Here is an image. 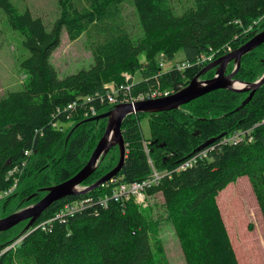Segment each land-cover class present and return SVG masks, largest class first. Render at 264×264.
Instances as JSON below:
<instances>
[{
	"label": "trees",
	"instance_id": "obj_1",
	"mask_svg": "<svg viewBox=\"0 0 264 264\" xmlns=\"http://www.w3.org/2000/svg\"><path fill=\"white\" fill-rule=\"evenodd\" d=\"M58 2L60 15L48 29L31 9L0 0L1 11L8 24L23 35L28 52L21 62L28 76L25 87L0 96V192L19 180L7 194L21 201L14 212L35 204L47 188L78 173L90 159L95 141L103 136L106 122L87 120L90 117L81 108L66 110L69 103L103 93L107 83L123 82L124 72L140 73L136 91L158 83L180 91L203 66L162 71L161 53L175 60L181 51L182 60H195L213 49L217 59L229 53L223 47L230 45L234 51L264 29V24L257 25L264 17V0H191L181 14L170 0ZM127 3L138 11L145 31L141 39L133 38L126 24ZM64 31L72 41L86 34L94 64L60 77L52 57ZM263 49L264 44L242 57L235 79L252 83L262 77ZM258 52L263 54L260 59ZM249 94L218 89L174 110L127 115L122 123L127 157L115 180L54 202L22 234L0 244V264H12L13 256L22 264H162L166 254L160 232L167 221L174 226L186 264H239L216 197L229 183L247 175L264 218V84L243 104ZM145 117L151 129L149 138L140 124ZM56 121L59 127L53 126ZM97 127L100 133L92 134ZM234 131L247 133L233 144L222 143V136L204 147L207 158L178 170L207 140ZM101 161L85 183L98 181L119 159L105 171L99 169ZM154 170L168 174L147 190L146 197L162 194L163 213L143 209L133 199L125 205L111 201L103 207L99 203L101 195L124 182L144 180ZM75 199H82L85 207L68 221H56L50 230L37 227ZM233 213H229L231 222ZM22 235L15 249L1 254Z\"/></svg>",
	"mask_w": 264,
	"mask_h": 264
},
{
	"label": "rangeland",
	"instance_id": "obj_2",
	"mask_svg": "<svg viewBox=\"0 0 264 264\" xmlns=\"http://www.w3.org/2000/svg\"><path fill=\"white\" fill-rule=\"evenodd\" d=\"M20 8H29L35 16L41 17L47 28L51 29L54 22L60 15L59 0H12ZM174 5L177 13L181 14L186 6L192 4L191 0H170ZM194 3V1H193ZM124 17L129 31L133 38L141 39L145 36L144 28L140 22L138 11L133 3H127L124 7ZM261 24V25H260ZM264 24V17L257 25ZM257 26V27H258ZM23 35L19 30L12 28L3 12L0 9V96L7 92L25 87L28 76L21 67V62L28 56V52L23 45ZM160 41V40H156ZM155 41V42H156ZM264 50V49H263ZM259 59L263 54L258 52ZM183 57L179 51L176 59ZM52 62L55 65L60 77L75 73L83 68H90L94 64V57L87 42L86 34H83L76 40H70L67 32L62 34L61 45L55 50ZM235 68V61H231ZM231 65L227 66L226 75L230 74ZM233 68V70H234ZM216 74V68L202 74L201 78L207 79L211 74ZM137 78H141L140 73ZM200 78V79H201ZM258 80V79H257ZM236 82H241L236 80ZM183 106V105H182ZM108 110V107L102 108L100 112ZM73 121L64 124L69 127ZM106 122L107 118H102L100 124ZM142 132L146 138L151 136V129L147 117L140 121ZM90 127H88V130ZM100 130L94 128L92 134H99ZM95 139V138H93ZM100 140V139H98ZM96 140V145L98 144ZM90 142V141H89ZM86 143V148L90 143ZM95 149V148H94ZM93 149V151H94ZM93 153V152H92ZM120 148L118 145L111 148L99 166L100 170H107L111 164H116L119 159ZM89 182L82 183L78 189H84ZM147 196V195H146ZM145 196L144 200L137 202L143 209H150L155 213H163L161 203L163 202L162 194ZM135 202L138 201L132 198ZM217 204L221 209L224 217L226 228L230 238L233 240L232 246L235 250L239 264H264V218L258 205L256 193L252 180L249 176H240L236 181L231 182L216 197ZM21 203L19 196L7 198V195L0 192V218L6 217L11 212L17 210ZM236 206L240 211H236ZM234 210V213H233ZM230 211L233 213L232 222L229 219ZM28 220H23L8 230L0 231V244H5L26 230ZM6 232V233H4ZM160 236L165 249L166 257L162 264H186L182 252L180 241L175 233L174 226L171 222H164L161 226ZM231 240V241H232ZM9 249L4 248L1 254ZM12 253L8 256L11 260ZM12 264H22L15 256L12 257Z\"/></svg>",
	"mask_w": 264,
	"mask_h": 264
},
{
	"label": "water",
	"instance_id": "obj_3",
	"mask_svg": "<svg viewBox=\"0 0 264 264\" xmlns=\"http://www.w3.org/2000/svg\"><path fill=\"white\" fill-rule=\"evenodd\" d=\"M262 44H264V29L238 49L229 52L204 66L190 83L180 91L168 97L138 102L135 106L130 104L117 105L105 113L88 118L87 120L107 118V126L86 165L68 180L47 188V194L35 204L6 217L0 218V231L8 230L23 220H29L26 225V229H28L54 202L70 195L87 193L115 177L123 168L127 157V148L122 132V123L127 115L148 111L174 110L218 89L250 92L243 104L248 102L254 96L256 90L264 84V74L255 82L248 83L241 81V83H243L241 87H234V82L238 80L235 79V74L241 65L242 57ZM231 61H235L236 67L230 74L226 75L227 66ZM212 68H216V75L214 77L200 79L202 74ZM224 135L225 133H222L217 137L207 140L196 150L199 151ZM116 145L120 148V158L116 167L95 183L79 190L78 187L94 173L99 162L107 155L111 148Z\"/></svg>",
	"mask_w": 264,
	"mask_h": 264
},
{
	"label": "built area",
	"instance_id": "obj_4",
	"mask_svg": "<svg viewBox=\"0 0 264 264\" xmlns=\"http://www.w3.org/2000/svg\"><path fill=\"white\" fill-rule=\"evenodd\" d=\"M224 51H232V46L228 45L223 47ZM217 52L213 49L209 51L202 52L198 55L195 60H167L164 53H161L159 57V67L162 71H168L176 69L179 71H184L193 66H206L207 64L216 60ZM124 81L121 83L110 82L105 85L106 90L103 93H96L76 101L69 103L66 110H77L81 108L83 115L85 117H92L100 114L101 107L104 106L113 109L117 105L130 104L135 106L136 103L148 100L159 99L163 97H168L178 91H175L173 88H162L158 83L157 86H151L146 90H135V84L140 81L141 78H137V74H132L130 72L122 73ZM59 110V109H58ZM70 119V118H68ZM56 125L59 127L58 121L53 122V126ZM247 131H234L229 136L225 135L220 140L222 143L233 144L237 143L240 140L244 139ZM208 150L206 148L193 153L183 164L178 167V170L191 167L196 164L199 159L207 158ZM167 172H160L154 170L153 173L144 180L141 181H131L124 182L114 188L111 193H105L99 197V203L103 207H107L111 201L120 202L123 205L132 198L138 200L145 199L146 192L148 189L159 184V181ZM168 174V173H167ZM115 178H111L109 181H114ZM18 179H15L14 185L8 190L3 191L6 195L11 193L18 184ZM85 202L82 199H75L64 203V205L51 217L47 218L44 221H41L37 227L50 230L53 227V224L56 221H68L70 217H73L78 211L84 209ZM36 227V228H37ZM25 235L18 237L12 244L8 245L7 249H15L16 246L24 239Z\"/></svg>",
	"mask_w": 264,
	"mask_h": 264
},
{
	"label": "bare ground",
	"instance_id": "obj_5",
	"mask_svg": "<svg viewBox=\"0 0 264 264\" xmlns=\"http://www.w3.org/2000/svg\"><path fill=\"white\" fill-rule=\"evenodd\" d=\"M243 85V83H241V82H234V84H233V86L234 87H241Z\"/></svg>",
	"mask_w": 264,
	"mask_h": 264
},
{
	"label": "crops",
	"instance_id": "obj_6",
	"mask_svg": "<svg viewBox=\"0 0 264 264\" xmlns=\"http://www.w3.org/2000/svg\"><path fill=\"white\" fill-rule=\"evenodd\" d=\"M232 240V239H231ZM232 243H233V240H232Z\"/></svg>",
	"mask_w": 264,
	"mask_h": 264
},
{
	"label": "flooded vegetation",
	"instance_id": "obj_7",
	"mask_svg": "<svg viewBox=\"0 0 264 264\" xmlns=\"http://www.w3.org/2000/svg\"><path fill=\"white\" fill-rule=\"evenodd\" d=\"M263 45V44H262ZM227 72V71H226ZM29 221V220H28Z\"/></svg>",
	"mask_w": 264,
	"mask_h": 264
}]
</instances>
